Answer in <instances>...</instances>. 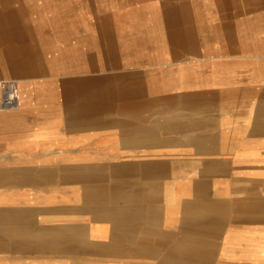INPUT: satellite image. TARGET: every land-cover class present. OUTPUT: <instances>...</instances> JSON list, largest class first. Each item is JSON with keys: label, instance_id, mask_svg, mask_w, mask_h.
Wrapping results in <instances>:
<instances>
[{"label": "crops", "instance_id": "crops-1", "mask_svg": "<svg viewBox=\"0 0 264 264\" xmlns=\"http://www.w3.org/2000/svg\"><path fill=\"white\" fill-rule=\"evenodd\" d=\"M6 75L0 264H264V0H0Z\"/></svg>", "mask_w": 264, "mask_h": 264}, {"label": "built area", "instance_id": "built-area-1", "mask_svg": "<svg viewBox=\"0 0 264 264\" xmlns=\"http://www.w3.org/2000/svg\"><path fill=\"white\" fill-rule=\"evenodd\" d=\"M20 90L15 78L0 79V106H15L19 103Z\"/></svg>", "mask_w": 264, "mask_h": 264}, {"label": "rangeland", "instance_id": "rangeland-1", "mask_svg": "<svg viewBox=\"0 0 264 264\" xmlns=\"http://www.w3.org/2000/svg\"><path fill=\"white\" fill-rule=\"evenodd\" d=\"M96 9H100L99 7H98V3H97V7H96ZM19 17V16H18ZM19 22L21 23V25H22V27H23V29L25 30V32H27V36H28V31L30 30V28H29V26L25 23V20L23 19V18H19ZM14 27H16V25L15 24H8V23H6V24H4L3 25V28L5 29L4 30V35H3V37L1 38L2 40H4V41H7V42H10V41H15V40H18L20 37H21V39H22V34L20 33V32H18V31H16V30H14ZM10 28V29H9ZM13 28V29H12ZM14 36H16L15 38H13ZM16 38H18V39H16ZM33 40V39H32ZM34 41V40H33ZM15 49H13V47H10L9 48V51H8V53L9 52H12V51H14ZM12 65V64H11ZM23 65V63L22 62H17V64H14V65H12L16 70L19 68V67H21Z\"/></svg>", "mask_w": 264, "mask_h": 264}, {"label": "bare ground", "instance_id": "bare-ground-1", "mask_svg": "<svg viewBox=\"0 0 264 264\" xmlns=\"http://www.w3.org/2000/svg\"><path fill=\"white\" fill-rule=\"evenodd\" d=\"M171 16H172V15H171ZM167 17H168V16H167ZM5 73H6V72H5ZM16 73H17V72H16ZM6 74H7V73H6ZM12 75H13V74H12ZM1 77H7V75H6V76H0V78H1ZM17 78H18V77H17ZM20 78H22V77H20ZM18 80H19V78H18ZM18 104H19V103H18ZM18 104H17V105H18Z\"/></svg>", "mask_w": 264, "mask_h": 264}]
</instances>
